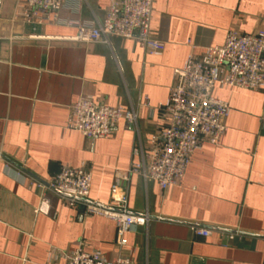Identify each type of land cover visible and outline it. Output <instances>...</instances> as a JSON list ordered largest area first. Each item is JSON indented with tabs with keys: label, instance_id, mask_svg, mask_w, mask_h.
I'll return each mask as SVG.
<instances>
[{
	"label": "crops",
	"instance_id": "1",
	"mask_svg": "<svg viewBox=\"0 0 264 264\" xmlns=\"http://www.w3.org/2000/svg\"><path fill=\"white\" fill-rule=\"evenodd\" d=\"M112 1L69 3L57 24L27 22L26 0H0V264H66L78 246L131 264H264V88L215 86L231 106L227 130L193 153L180 183L162 190L142 174L120 176L159 142L174 68L192 50L223 44L229 30L263 31L264 0H153L160 55L117 35L68 38L77 30L65 20L98 24ZM79 99L132 108L137 124L121 119L108 137L88 138L69 127ZM65 166L92 173L88 198L73 205L37 184ZM114 182L131 214L150 217L122 245L112 219L86 211L109 205Z\"/></svg>",
	"mask_w": 264,
	"mask_h": 264
},
{
	"label": "built area",
	"instance_id": "2",
	"mask_svg": "<svg viewBox=\"0 0 264 264\" xmlns=\"http://www.w3.org/2000/svg\"><path fill=\"white\" fill-rule=\"evenodd\" d=\"M69 3L78 5L80 2L26 0L24 19L27 22L63 23L60 11ZM152 11L153 0H113L98 24L71 19L64 23L77 30L76 34L68 37L70 40L108 42L109 36L117 35L134 39L148 53L160 55L165 49V42L151 34ZM173 73L174 83L162 105L168 121L160 140L148 154L146 162H133L127 171L121 172L123 180L139 173L146 180L158 182L162 190L183 180L193 153L204 142L216 144L227 130L226 120L231 106L213 94L215 86L252 90L264 88V30L257 33L229 30L223 44L208 46L201 54L192 50L184 65L174 68ZM71 110L69 127L91 139L108 137L121 119L131 128L137 124L135 110L122 105L111 106L79 99ZM91 182L92 173L86 166H65L47 182L37 184L40 190L68 196L73 205L88 198ZM110 194L108 206L89 203L86 204V211L112 219L117 228L116 241L122 245L125 233L133 226H147L150 217L128 211V195L117 182L112 184ZM194 232L207 236L211 231L197 227ZM65 257L66 264H131L129 258L107 259L98 250L87 251L81 246L67 251Z\"/></svg>",
	"mask_w": 264,
	"mask_h": 264
}]
</instances>
